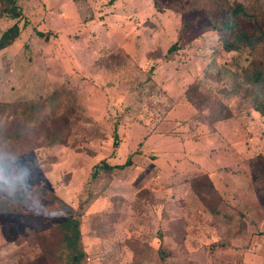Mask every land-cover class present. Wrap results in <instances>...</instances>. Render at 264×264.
Returning <instances> with one entry per match:
<instances>
[{"label": "rangeland", "instance_id": "374dc122", "mask_svg": "<svg viewBox=\"0 0 264 264\" xmlns=\"http://www.w3.org/2000/svg\"><path fill=\"white\" fill-rule=\"evenodd\" d=\"M16 4L20 18L0 19V35L19 28L0 51V104L12 105L0 139L27 124L0 147V168L31 188L25 203L0 186V264H241L262 253L264 116L237 76L264 65V47L222 43L252 34L241 11L264 12V0Z\"/></svg>", "mask_w": 264, "mask_h": 264}, {"label": "trees", "instance_id": "16d2710c", "mask_svg": "<svg viewBox=\"0 0 264 264\" xmlns=\"http://www.w3.org/2000/svg\"><path fill=\"white\" fill-rule=\"evenodd\" d=\"M243 17H248L252 21L253 30L252 34L249 35L242 31H237L236 33L232 34L229 38L223 39V49L225 51H238L242 48H249L251 50V53H253L260 45L264 47V12L263 10L258 6L257 8L254 6L244 8L242 11ZM10 17L12 19H18L21 17V11L16 4V0H0V19L3 17ZM236 9L231 8L228 11V18L221 24L222 27L226 30L229 29L231 26L230 23L236 21ZM19 34V28L17 24H12L9 28H7L5 31L2 32L0 35V51L10 46L14 40L18 37ZM40 34V33H39ZM175 49V46H172L168 53H172ZM259 49V48H258ZM237 85L239 89H248L251 95L250 100L252 101V105L254 106L255 110L259 111L261 115L264 116V65L262 63H254L251 64V67L249 69H243L241 74L237 76ZM245 86V88H244ZM26 104H23L25 106ZM40 105L32 104L30 103L29 107L26 106V110H40ZM7 108H12V105L9 104H0V115H2L3 112ZM32 108V109H31ZM24 111L21 114L16 115L17 118H20L21 116L27 115L28 111ZM31 112V111H30ZM37 115H33L32 121H37ZM18 124L15 130L10 131L6 130L8 132H4L0 139V147H9L12 143L18 142L26 133V124L27 122L25 120H17L15 122ZM52 142H55L53 140ZM12 148V147H11ZM129 165V161L127 160L122 165H116V166H110L106 163L102 165V168L95 167L93 171V177H97L99 175L100 170L105 171H111L113 169H121L125 166ZM198 179V178H197ZM209 187L213 189L211 184H209ZM64 204V203H63ZM67 206V205H66ZM68 207V206H67ZM69 209V208H68ZM71 211V210H70ZM80 214L78 215L77 219L73 222L74 227H78V219ZM75 242H79V236L76 235L74 238ZM76 249L74 250V252ZM83 253L72 256V261L77 262L79 260V257Z\"/></svg>", "mask_w": 264, "mask_h": 264}, {"label": "clouds", "instance_id": "9594fccd", "mask_svg": "<svg viewBox=\"0 0 264 264\" xmlns=\"http://www.w3.org/2000/svg\"><path fill=\"white\" fill-rule=\"evenodd\" d=\"M17 176V173L9 168H0V186H11L13 192L12 200L17 202L18 198L23 202L28 203L26 199L27 193L30 191V184L27 176L20 175L18 179H13ZM16 184H20L21 187H15Z\"/></svg>", "mask_w": 264, "mask_h": 264}, {"label": "crops", "instance_id": "0c3cea01", "mask_svg": "<svg viewBox=\"0 0 264 264\" xmlns=\"http://www.w3.org/2000/svg\"><path fill=\"white\" fill-rule=\"evenodd\" d=\"M257 245V244H256ZM254 247L252 252H247L245 256L242 257L241 264H264V248L261 249L262 253Z\"/></svg>", "mask_w": 264, "mask_h": 264}]
</instances>
